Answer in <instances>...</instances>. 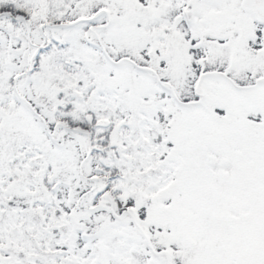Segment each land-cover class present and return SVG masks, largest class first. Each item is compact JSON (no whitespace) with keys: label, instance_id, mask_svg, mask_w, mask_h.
I'll list each match as a JSON object with an SVG mask.
<instances>
[{"label":"snow or ice","instance_id":"1","mask_svg":"<svg viewBox=\"0 0 264 264\" xmlns=\"http://www.w3.org/2000/svg\"><path fill=\"white\" fill-rule=\"evenodd\" d=\"M0 264H264V0H0Z\"/></svg>","mask_w":264,"mask_h":264}]
</instances>
